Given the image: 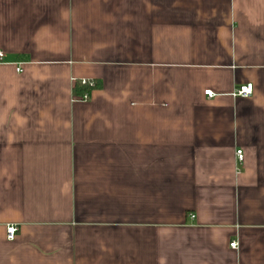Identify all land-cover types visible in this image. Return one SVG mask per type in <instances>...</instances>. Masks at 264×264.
Listing matches in <instances>:
<instances>
[{
	"label": "crops",
	"instance_id": "1",
	"mask_svg": "<svg viewBox=\"0 0 264 264\" xmlns=\"http://www.w3.org/2000/svg\"><path fill=\"white\" fill-rule=\"evenodd\" d=\"M0 51V264H264V0H0Z\"/></svg>",
	"mask_w": 264,
	"mask_h": 264
},
{
	"label": "built area",
	"instance_id": "2",
	"mask_svg": "<svg viewBox=\"0 0 264 264\" xmlns=\"http://www.w3.org/2000/svg\"><path fill=\"white\" fill-rule=\"evenodd\" d=\"M4 58H5V54L0 51V64H2L4 62ZM17 72L20 74L23 72L21 67L17 68ZM87 82H83V84H85ZM253 92V85L252 84H247L244 86H241L234 94L235 97H241V98H248L252 95ZM205 95L209 98H213L214 94L211 91H207L205 92ZM81 101L86 102L88 101V96H83ZM237 158H238V162L242 163L243 162V152L242 151H238L237 152ZM194 218V217H192ZM18 233V228L16 226H8L7 227V239L9 241H14L16 238V235ZM230 247L232 249H237L238 248V244L236 242L232 243L230 245Z\"/></svg>",
	"mask_w": 264,
	"mask_h": 264
},
{
	"label": "trees",
	"instance_id": "3",
	"mask_svg": "<svg viewBox=\"0 0 264 264\" xmlns=\"http://www.w3.org/2000/svg\"><path fill=\"white\" fill-rule=\"evenodd\" d=\"M98 87L97 83H94V85H92L91 83H85L83 84L82 82H76V86H75V93L77 96H85L87 94V92L92 91L93 89H96Z\"/></svg>",
	"mask_w": 264,
	"mask_h": 264
}]
</instances>
